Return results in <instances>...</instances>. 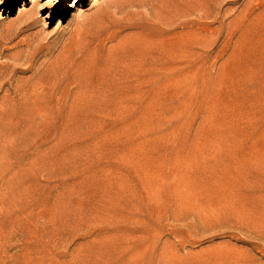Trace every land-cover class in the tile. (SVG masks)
Wrapping results in <instances>:
<instances>
[{
    "label": "rangeland",
    "instance_id": "374dc122",
    "mask_svg": "<svg viewBox=\"0 0 264 264\" xmlns=\"http://www.w3.org/2000/svg\"><path fill=\"white\" fill-rule=\"evenodd\" d=\"M6 88L0 264H264V0H0Z\"/></svg>",
    "mask_w": 264,
    "mask_h": 264
},
{
    "label": "bare ground",
    "instance_id": "6f19581e",
    "mask_svg": "<svg viewBox=\"0 0 264 264\" xmlns=\"http://www.w3.org/2000/svg\"><path fill=\"white\" fill-rule=\"evenodd\" d=\"M232 2V1H231ZM234 2V1H233ZM245 6V5H244ZM243 8V7H242ZM244 9V8H243ZM242 11H244V10H242ZM239 12V11H238ZM245 12H249L250 13V11H248V9L246 8V11ZM240 13H241V9H240ZM239 14V13H238ZM232 15V14H231ZM241 25V24H240ZM238 24L236 23V22H234V21H229L228 23H227V27H228V29H230L231 31H233V30H235L236 28H238ZM230 33V32H229ZM231 35V34H230ZM15 83V82H14ZM7 86V85H6ZM8 87V86H7ZM22 91H24V90H22ZM24 93V92H23ZM17 97H19V96H17ZM9 98V88H6V89H4V91L1 93V89H0V100L1 101H3L4 99H8ZM21 99V98H20ZM23 101H25V100H23ZM4 103V102H3ZM20 103V102H19ZM7 104V103H6Z\"/></svg>",
    "mask_w": 264,
    "mask_h": 264
}]
</instances>
